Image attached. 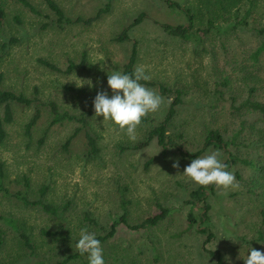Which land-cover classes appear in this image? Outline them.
I'll return each instance as SVG.
<instances>
[{
    "label": "rangeland",
    "instance_id": "rangeland-1",
    "mask_svg": "<svg viewBox=\"0 0 264 264\" xmlns=\"http://www.w3.org/2000/svg\"><path fill=\"white\" fill-rule=\"evenodd\" d=\"M28 1L36 12L15 0H0L1 86L29 97L36 91L42 104L55 102L59 110L73 115L90 107L85 130L93 137L97 151L88 153L83 131H78L65 149L61 147L77 126L73 121L51 125L40 141L50 119L47 108L41 104L11 105V120L3 124L5 137L0 143L2 186L9 192L22 191L24 177L29 199L37 198L38 189L45 186L42 198L56 207L57 214L50 215L38 206H24L0 191V264H52L74 253L82 228L100 234L120 213V191L128 201L129 222L158 212V205L171 211L149 230L132 231L118 226L102 244L105 264H214L200 247L203 237L196 233V226L187 227L189 206L182 202L187 191L197 186L183 176L187 161L173 148L162 151L154 141L142 149L130 148L162 119L167 103L146 116L148 121L141 123L137 139L131 141L112 122L95 116L93 100L101 90L109 97L113 95L107 76L113 71L121 72L131 41L135 40L134 69L143 66L151 77L148 81L182 90L167 136L189 151L200 145L208 128L226 129L229 136L238 118L227 113L229 96L235 95L237 101L245 96L242 68L259 69L262 89L253 92L252 99L264 100V50L257 63L252 64L249 57L261 41L250 30L259 23L255 13L245 20V27L237 25L232 29L226 28L222 7L208 0H171L190 10L196 28H204L206 21L214 24L202 39L181 40L158 27L159 23H185L184 16L164 0H54L72 20L92 18L89 23L78 21L61 26L41 0ZM99 10L103 11L96 15ZM139 13L144 17L129 28L131 40L113 41ZM37 59L58 70L47 68ZM80 61L82 67L65 71L68 62ZM225 78L222 99L216 100L212 84ZM81 79L90 80L92 86L78 87ZM36 109L38 119L25 135L24 124ZM1 113L0 108V116ZM226 116L231 123L225 121ZM240 117L260 124L254 116ZM247 134L245 125L237 141H244ZM214 150L207 148L198 157ZM233 151L246 159L259 153L253 145L241 144ZM174 161L179 162V168L172 167ZM233 170L238 174L235 179L239 187L225 190L215 186L206 199L209 209L204 225L212 232L206 246L219 251L222 264H245L250 248L264 252V222H260L259 214L262 201L248 191L251 168L237 163ZM190 211L197 215L199 205ZM256 227L262 231L260 238L254 233ZM40 230L54 235H44ZM20 233L29 238L31 250L22 244ZM66 264L89 262L86 255Z\"/></svg>",
    "mask_w": 264,
    "mask_h": 264
},
{
    "label": "trees",
    "instance_id": "trees-1",
    "mask_svg": "<svg viewBox=\"0 0 264 264\" xmlns=\"http://www.w3.org/2000/svg\"><path fill=\"white\" fill-rule=\"evenodd\" d=\"M23 7L27 8L29 11L36 12L30 2L28 0H15ZM45 5L46 9L49 10L52 15L54 22L58 25L70 24L78 21H82L84 23H89L92 21V18H88L85 20H81L76 18L74 20L68 18L64 15L63 11L57 5L54 0H41ZM167 2L169 7L177 9L185 18V23H179L175 25H170L166 23H159L158 27L165 32L167 35L172 37L179 38L181 40H186L190 37L194 39H202V36L205 37L209 28L214 26L213 22L206 21V26L204 28H196L193 24V15L190 10L180 5L179 3L171 0H164ZM209 3L213 4V6H220L224 12V21L226 28L234 29L237 25L246 26L245 20L251 16L253 13L256 15V19L259 21L256 25L250 27V30L254 31L257 36L261 38L260 43L256 47V49L249 54L253 63H257L258 55L264 50V0H208ZM103 10H106L103 8ZM97 11L98 15L101 11ZM0 17H1V9H0ZM144 14L139 13L128 25L120 30L117 33L113 41L122 42V41H130L128 35V30L134 25H137L142 21ZM195 26V27H194ZM200 33V35H199ZM200 37V38H199ZM136 41H131L130 50L127 56L126 61L123 63L121 67V72L125 74H132L134 71V64L136 60ZM42 65L46 66L52 70H58L54 65L42 60L37 59ZM82 67V62H78L77 64L68 62L65 71H70L75 68ZM243 70V74L241 77V87L244 89L245 96L240 98L237 101V97L235 95L229 96V103L227 108V113L233 116L237 121L236 126L230 130V135L226 136V129L224 130L219 128H208L203 132L202 140L200 145L193 151H189L184 149L178 142L170 139L166 130L168 124L173 119L176 107L181 103V93L182 90L178 87H167L164 84L159 82H153L148 80H141L140 83L144 84L146 87H153L158 93L163 96L166 100L171 98V103L167 104L166 110L163 114V117L160 121H158L154 126L147 130L143 139L139 140L135 144L131 145L130 148L138 150L144 148L149 144L150 141H154L156 145H158L162 151H165L167 148H173L178 155L185 159L189 164L192 159L200 156L207 148H213L216 150H220L224 154L223 162L228 165V170L232 171L236 177L238 174L233 170V167L237 163H241L243 165H247L251 168L252 174L248 179L249 188L248 191L252 193H256L257 196L261 199L262 208L259 211L260 214V222H264V100L252 99L253 92L257 90H261L260 87L263 81L262 78L259 77V69L253 70L251 68H247ZM258 71V72H257ZM2 74H0V108H1V116H0V143H2L5 137V131L3 124L10 122L11 120V105L19 104L23 106H31L35 104L36 106L42 105L47 108V112L50 116L49 122L45 129L42 131L40 141L45 137V133L47 129L55 124L61 123L62 121H73L77 124L72 133L64 140L61 144V147L65 149L68 146L71 138L78 132L83 131V137L85 140V144L87 146V151L90 154H93L97 151L95 146V141L92 136L85 130L86 117L91 113L90 107H84L77 115L69 114L67 111L59 110L58 106L55 102H47L46 104H42L38 97L36 96L37 92H33V96L29 97L21 92H15L9 89H4L1 86ZM221 84V85H220ZM258 85V86H257ZM226 88V78L222 82H213L212 84V93L216 95V100L222 99V89ZM236 94V93H235ZM214 107V106H213ZM239 115H247L254 116L256 120L260 122V124H255V120L252 121L247 120L246 118L240 117ZM39 116V110L36 109L34 113L29 117L27 122L24 124V133L27 135L29 133L30 128L36 122ZM226 120L231 123L230 118L226 116ZM148 119L146 117L143 118L142 123L147 122ZM248 128V138L244 141H237L241 134V130L245 127ZM231 127V126H229ZM238 127V128H237ZM241 144L242 146H252L259 150V153L256 154V157H252L249 159L240 158L234 151L233 148L238 147ZM2 177L3 170L2 165L0 163V191L3 194H7L12 196L16 201L20 202L24 206H38L42 211L55 216L57 214L56 207L46 203L43 200V195L45 192V186H41L38 189V197L35 199H29L27 197L28 190V181L26 178H22V185L24 190L9 192L6 188L2 186ZM215 185H210L208 187L195 186L190 188L187 191L186 198L183 200L182 204L188 205L189 210L186 213V223L187 227L196 226V233L200 234L203 238L200 242L201 249L206 252L211 258L214 260V264H222V259L219 251L211 250L207 248V243L212 238V232L210 229L204 225V222L207 219V211L209 209V205L206 201L208 195L213 192ZM120 213L112 219L108 224L103 227L102 233L97 234L96 238L101 242V245L109 238H111L116 232V228L118 226H124L125 228L138 231V230H149L151 227L156 226L162 219H164L167 215H169L171 209L168 207H163L161 205L157 206L158 212L153 214H146L136 219L132 222H129L127 219V204L128 201L124 198L123 192L120 191L118 196ZM196 204L199 205L200 212L197 215H194L190 208H196ZM87 218V217H86ZM40 233L52 236L54 232H49L45 230H40ZM254 233L257 238H260L262 235V231L256 227ZM19 237L21 238L22 244L29 250L32 249V245L29 241V238L20 233ZM87 254L81 255L77 250L74 253H69L59 260L53 262L52 264H66L71 260L81 258L86 256ZM36 264H43L42 262H38Z\"/></svg>",
    "mask_w": 264,
    "mask_h": 264
},
{
    "label": "clouds",
    "instance_id": "clouds-1",
    "mask_svg": "<svg viewBox=\"0 0 264 264\" xmlns=\"http://www.w3.org/2000/svg\"><path fill=\"white\" fill-rule=\"evenodd\" d=\"M150 79L143 66H137L132 74L119 71L108 74L107 85L113 95L109 97L107 92L102 90L96 93L93 100L95 116H102L103 121L112 122L129 140L135 141L137 128L143 118L159 111L165 103H171V98L165 101L157 90L140 83L141 80ZM84 84L92 86L90 80L81 79L78 87ZM223 156V152L214 150L202 157H196L184 168L183 176L202 187L215 185L225 190L238 188L235 175L228 170ZM172 167L179 168V162L174 161ZM76 249L81 255L87 254L89 264H105L101 242L95 233L86 228L80 230ZM248 253L244 258L245 264H264V252L250 248Z\"/></svg>",
    "mask_w": 264,
    "mask_h": 264
}]
</instances>
